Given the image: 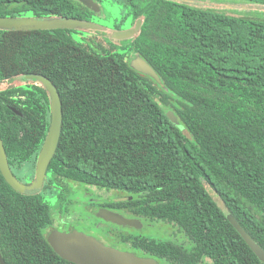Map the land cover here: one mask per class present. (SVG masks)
<instances>
[{
    "label": "trees",
    "instance_id": "trees-1",
    "mask_svg": "<svg viewBox=\"0 0 264 264\" xmlns=\"http://www.w3.org/2000/svg\"><path fill=\"white\" fill-rule=\"evenodd\" d=\"M119 4L143 17L123 53L99 55L66 30H0V81L40 75L59 95L49 185L123 193L132 199L116 205L185 236L188 245L106 228L108 243L157 264H262L225 212L264 250V22L175 0ZM20 11L78 13L68 0H0V17ZM127 55L145 60L161 84L134 70ZM49 123L42 87L0 91V138L14 174L33 177ZM49 221L41 194L15 192L0 173L5 264H71L48 244Z\"/></svg>",
    "mask_w": 264,
    "mask_h": 264
},
{
    "label": "water",
    "instance_id": "water-1",
    "mask_svg": "<svg viewBox=\"0 0 264 264\" xmlns=\"http://www.w3.org/2000/svg\"><path fill=\"white\" fill-rule=\"evenodd\" d=\"M83 4L90 9L96 8V6H94V4L89 0H84ZM139 27L140 23L138 21L136 29L138 30ZM76 28L90 30L103 29L102 27L93 25L89 22L68 18H53L46 20H37L32 18H0V29L7 30H51ZM137 32L139 31L127 30L114 32L112 34V39H129ZM130 66L137 72L149 76L158 84H161L156 72L141 57L137 56L134 58L131 61ZM29 79H35L42 84L49 96L50 102V124L44 143L38 155L35 179L31 184H22L12 174L8 166L6 154L0 138V173L10 188L21 195H34L39 193L42 189L48 164L50 163L59 142L62 124L61 102L54 85L46 78L39 75L30 76ZM225 216L256 258L264 264V250L243 230V228L229 212H225ZM98 217L105 221L123 226L134 228H141L142 226L137 220L125 219L121 215L108 210H100ZM47 241L54 253H56L64 261L71 264H157V262L152 258H141L133 253L122 252L104 246L96 239L76 231L69 233L51 231L47 237ZM0 263L5 264L1 255Z\"/></svg>",
    "mask_w": 264,
    "mask_h": 264
},
{
    "label": "flooded vegetation",
    "instance_id": "flooded-vegetation-1",
    "mask_svg": "<svg viewBox=\"0 0 264 264\" xmlns=\"http://www.w3.org/2000/svg\"><path fill=\"white\" fill-rule=\"evenodd\" d=\"M68 1L74 3L76 6L78 13H76V16H74V17H59V16H55V15L45 16V15H41V12L35 13L33 11H29V12L20 11V12L15 13L13 16L0 17V18H32V19H37V20H46V19H53V18H61V19L68 18V19L81 20V21H85V22H91V19L94 16H100V15L104 16L105 15L103 4L110 2V3L118 5V7L121 10V18L116 21L112 31L120 32V31L134 30V31L140 32L142 29L143 17H140V16L134 17L133 15H126L127 12L119 4L122 0H89L94 4V6H96L95 9H90V8L86 7L83 4L84 0H68ZM128 17H131L130 26L124 28V24H125ZM138 21L140 23V27L137 30L136 24ZM80 29H82V28L51 29V30H19V31L66 30V31H69V34L72 36L73 34L77 35L79 33ZM0 30H4V29H0ZM139 32H137V33H139ZM111 33L112 32H110V34ZM137 33H134L131 38L126 40L125 44H126V42L130 41L132 38H135ZM79 35L81 36V39L86 44H88V43L92 44L93 42L99 43L102 47L107 48V51L109 53H113L118 48L123 49L125 46V45H123L122 47L119 45L116 46L115 43L108 40L110 38L112 39V37L106 38V37H101L99 35L84 37V36H82V34H79ZM85 47H88V46H85ZM120 51H122V50H120ZM99 55L104 56L103 54H99ZM105 55H108V53ZM128 57L129 56L127 55L125 60H127V61L130 60ZM130 63H131V60H130ZM30 76H33V75L14 78L15 80H19V81H17L16 84L12 87H26V85H28V86L42 87L45 90V88L42 86V84L40 82L36 81L35 79H29ZM14 79H11V80H14ZM11 80H9V81H11ZM9 88H11V87H9ZM49 109H50V102H49ZM3 148H4V146H3ZM41 148H42V146H41ZM41 148H40V150H41ZM4 151H5V149H4ZM55 152H56V150H55ZM39 153H40V151H39ZM39 153H38V155H39ZM5 154H6V152H5ZM6 158H7V155H6ZM37 159H38V156H37ZM37 159L35 162V169H34V174H33L32 178L23 177L22 175H18L19 173L14 174V172L10 168L8 159H7V162H8V166H9L12 174L15 176V178L19 182H21L22 184L29 185L35 179ZM49 164H48L46 174L44 177L42 189L40 190L39 193L34 194V195L41 194L43 201L48 204L49 209H50L51 221H49V223L45 226V228L43 230V234L46 236V238L48 237V235L50 234L51 231H56V230H54V228H52L53 223H54V219L56 218V216L64 215V217H66V219L75 220L77 224L82 223L88 229V231H87L88 233H83V232H79V231H76V232L90 236V237L96 239L98 242H100L104 246H107V247H110V248H113V249H116V250H119L122 252L133 253L132 251H129L126 244L115 246L113 244L108 243V241L104 239L105 232H107L106 228H109L110 225L121 227L123 229L137 230V231H140L141 233L143 232L142 230L146 226H149V225H145V223L141 220V218H139V216L137 214H135L136 215L135 216L134 214H132L131 212L126 210V207L124 206V204L122 207L116 205L117 203H119V204L124 203V201H126L127 199L131 200L132 197L128 198L123 193H119V194L118 193H110V192H106V191H102V190L96 191L95 188H93V187L80 186V185L74 184V183L69 182V181L68 182L65 181V183H62L63 185H61V186L60 185L58 186L55 183H51L49 185V180H48V178L50 177L48 175L49 174L48 173ZM47 186H51L52 188L46 190L45 188ZM72 195H74V198L72 197ZM27 196H31V195H27ZM110 202H113V205ZM77 207H80V209H81L80 211H77L79 214L76 212ZM112 207L114 209H112ZM100 210H108V211H111L113 213H117V214L121 215L122 217H124L125 219H128V220H137L142 226H141V228H134V227L123 226V225H119V224H115V223L105 221L102 218L98 217V213ZM72 212H75L76 215L71 216ZM93 222H94V229L91 228V227H93ZM151 227L153 228V230L155 232L161 233V231H162L161 234L167 233V231L162 229L161 225L156 226L155 224H152ZM100 228L102 229L101 232H98V230L96 231V229H100ZM73 231H70V232H73ZM67 233H69V232H67ZM133 254H135V253H133ZM136 256H138V255H136ZM138 257L145 258L142 256H138Z\"/></svg>",
    "mask_w": 264,
    "mask_h": 264
},
{
    "label": "rangeland",
    "instance_id": "rangeland-1",
    "mask_svg": "<svg viewBox=\"0 0 264 264\" xmlns=\"http://www.w3.org/2000/svg\"><path fill=\"white\" fill-rule=\"evenodd\" d=\"M175 1H178V2H181L184 4H188V5H191L194 7L210 8V9H214L216 11H221V12H224L227 14H232V15L243 17L246 19L264 22V6L249 3V2H246L244 0H175ZM103 8L105 11V15L104 16H102V15L94 16L91 19V22H89L93 25L102 27L103 28L102 30L80 29V31L77 35H75V34L72 35V38L75 41H77V42H79L85 46H88L89 50L96 52L98 54L105 55V54L109 53L107 51V48L102 47L99 43H96V42H93L92 44H90V43L86 44L81 39V36L79 35V34H82V36H84V37L97 36V35H99L101 37H106V38L113 37L112 34L116 31H112V30H113V27H114V24L116 23V21L121 18V10L118 7V5L110 3V2L104 3ZM130 23H131V17H128L125 24H124V28L129 27ZM110 32H112V33L110 34ZM120 32H122V31H120ZM108 40L115 43L116 46L119 45L122 47L123 45H125V41L128 40V38L123 39V40H115V39L110 38ZM120 50L121 49L118 48L113 53H118V52L123 53ZM17 81H19V80L14 79L11 81H4V82L0 81V91L14 86ZM166 115L169 118V120L175 126L182 128L181 125L177 122V119L172 112H166ZM72 197L74 198V195H72ZM80 210H81L80 207H77L76 212L80 211ZM72 215H76V213L72 212L71 216ZM52 228H54V230H56V231H60V232H64V233H67V232H70L73 230L83 232V233H88L87 232L88 229L84 224H82V223L77 224L75 220H68V219H66V217H64V215L56 216V218L54 219V223H53ZM142 231L143 232L141 234L147 235V236L155 238V239H157V238L161 239L162 238V239L172 240L176 243L184 244V245H188V243H189V241L186 240L185 236L183 237V235H181V234H177L176 236L175 235L169 236V235H167V233L161 234L162 231H161V233L155 232L151 226H146ZM0 255H1V251H0ZM1 257H2V255H1Z\"/></svg>",
    "mask_w": 264,
    "mask_h": 264
}]
</instances>
